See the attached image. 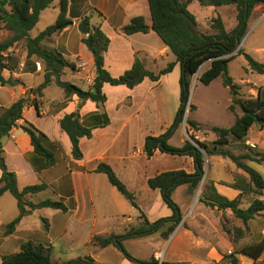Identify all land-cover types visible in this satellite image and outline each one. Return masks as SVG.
Instances as JSON below:
<instances>
[{
  "label": "trees",
  "instance_id": "1",
  "mask_svg": "<svg viewBox=\"0 0 264 264\" xmlns=\"http://www.w3.org/2000/svg\"><path fill=\"white\" fill-rule=\"evenodd\" d=\"M54 2L55 0H0V23H3L4 28L11 33V36L7 39L0 41V87L7 84L15 85L16 83L12 79H6L2 72L4 69L14 70L18 67L19 58L11 49L21 42L25 43L27 50L25 69H31L28 63L33 62L36 65V61H39L42 63L44 71V81L39 86L29 89L27 96L18 99L0 114V197L6 192L11 193L17 200L19 209L18 216L5 227L4 234L13 233L21 220L33 210L41 208L67 210L63 202L51 199L38 203L29 202L26 195L40 193L47 189V185L43 183L29 185L20 190L16 173L10 171L6 164L3 139L15 127H18V122L24 118L23 114L25 107L30 102V94L42 97L43 91L49 85L55 83L63 90L65 95L61 104L62 107H66L74 96H77L81 101L92 100L99 106H103L107 101V95L103 91L105 83L112 86L125 85L133 89L140 85L145 78L155 82L159 81L163 75L171 73L175 66L179 64L181 70L179 79L180 106L174 122L163 134L147 136L143 150L149 159L157 151L170 155L191 157L195 171L188 173L184 169L169 170L148 179L149 188L159 190L163 203L172 211L170 216L150 221L137 204L134 193L129 191L113 168L109 164L100 163L96 172L107 175L111 185L131 203L133 208L140 212L139 219L141 222L136 226H130L120 235H95L92 238V244L100 248L114 246L132 264H189L184 261H162L159 263L155 262L154 258L151 260L137 258L125 249L124 242L131 239L151 237L158 233H161L164 239L169 238L183 220V213L174 199V192L183 185H188L191 191L199 188L205 175L206 155L223 156L233 160L250 177L247 192L256 196H263L264 178L255 169L241 161L247 156L234 155L228 150L219 148V145L229 144L231 136L238 141H244L253 126H258L260 130L264 131V87L258 90L256 98L244 99L239 93L240 87L235 84L234 79L229 74V62L239 55H244L249 69L264 74V63L258 61L251 54L245 53L242 49L235 54L241 40L247 33L248 22L254 9L258 5L264 4V0H148L152 26L150 27L147 24L144 16H137L122 27L121 32L129 36L137 33L147 34L152 30L169 48L176 59L156 72L147 69L144 59L137 54L133 66L117 77L105 68V54L110 45V38L100 25L92 24L91 16H77L82 17L79 22V30L83 35L82 42L94 55L96 74L92 86L87 90L62 79L65 68L75 69V66L58 49L50 45L54 42L53 37L55 35L73 24L75 17L69 11V0H60V11L55 24L48 26L35 37L30 34L40 21L42 12L51 7ZM196 2L203 7L214 8L235 5L238 21L236 27L231 31H227L223 19L220 15H217L212 18V29L214 31L212 33L200 32L196 16L189 9V6ZM206 62H209V67L200 75L199 81L204 85H210L214 80L221 77L224 86L229 88L233 97L230 106L231 111H234L235 107L238 106L242 111V115L236 117L234 124L229 128H214L217 140L213 148H209L204 143L196 146L190 140H186L182 146H174L170 141L184 121L186 110H196V106L190 103L192 79ZM32 101L39 111L37 98ZM92 117L98 120L93 127H104L109 123L106 113L95 114ZM186 122L191 129L198 130L200 127L196 120L188 119ZM20 127L30 136L35 153L43 157L47 165L54 163L56 152L52 147L53 144H47L49 143L47 135L27 120ZM60 127L71 141L73 159L76 161L83 159L80 140L83 137L91 138L93 127H88L81 121L79 112L66 114L60 120ZM262 160H264V156ZM241 199V192L234 199H230L219 193L215 185L209 184L206 185L200 201L212 209L232 211L237 218L247 225L264 212V200L255 198L248 208H242L240 207ZM43 224L44 229L48 231L50 226L46 219H43ZM238 233L242 234L241 230H238ZM50 252L49 248L42 244L27 242L21 246L20 251L17 253L3 256L1 264H97L92 256H80L64 263H58L51 259ZM263 253L264 238L258 242L245 244L238 249H234L230 255V263L241 264V258L256 262L262 257Z\"/></svg>",
  "mask_w": 264,
  "mask_h": 264
},
{
  "label": "crops",
  "instance_id": "2",
  "mask_svg": "<svg viewBox=\"0 0 264 264\" xmlns=\"http://www.w3.org/2000/svg\"><path fill=\"white\" fill-rule=\"evenodd\" d=\"M80 2V6H84L85 9L82 12L83 14L90 15L92 10L98 13L100 21L98 20L99 24H96L100 25L110 38V45L105 54V68L113 76H120L129 70L133 66L137 54L144 59L147 69L156 72L168 63L175 61V56L163 41L160 42L155 38L156 36L159 38V36L154 31L150 30L147 34L137 33L129 36L121 32L122 27L126 25L125 22L128 24L132 18L137 16H144L147 24L150 27L152 26L148 0H80ZM54 4L55 2L52 6ZM72 6V0H69L70 12ZM221 7L225 8L224 14L226 17H234L237 20L235 5ZM211 8H213L216 15L221 16L226 28V19L217 10L219 7ZM258 8L260 7L254 9L250 19L255 16ZM81 18H74L73 24L55 35L53 37L54 42L50 45L58 49L75 66V69L65 68L62 79L87 90L92 86L87 82V78L94 81L96 74L94 55L82 42V33L79 38L80 44L77 45L70 32L73 27L79 29ZM237 23L238 21L226 30H233ZM107 27L112 31V34L107 31ZM0 32L5 35V39L11 36V33L4 28L3 23H0ZM31 36L35 37L32 34ZM11 51L18 56L19 64L14 70L4 69L2 72L6 79L16 81L15 85L7 84L0 87V109L2 112L21 97L27 96L29 89L36 88L44 81L41 62L36 61V67L31 65V69H25L27 50L24 42L15 45ZM80 60L85 61L87 64L86 69H80L78 66ZM38 62L41 64V69L37 67ZM178 67H180L179 64L175 66L171 73L163 75L157 82L145 78L140 85L133 89L125 85L112 86L105 83L103 91L107 95V101L103 106H99L92 100L81 101L77 96H74L66 107H61L59 103L64 101V93L54 101L49 100L47 97V90L54 85L57 86L55 83H52L43 91L42 97L30 94V102L25 107L24 118L18 122V127H15L3 139L6 164L10 171L16 173L20 190L29 185L42 183L47 185V189L40 193L26 195L29 202L38 203L50 199L45 197L47 191H49L54 195L51 200L63 202L67 210L52 208L33 210L21 220L13 233L5 235V227L18 216L19 209L17 204L6 198L9 192L4 193L0 197V264L2 257L7 255L9 248H21L27 242L50 246L52 252L56 250L59 252L75 251L86 247L90 249L87 256H92L95 261L94 254L100 249L101 254L112 253L115 264H132L124 256L113 252V249H116L114 246L100 248L92 245V238L95 235L123 234L126 228L131 226L127 221L133 218L132 215L125 213L119 207L122 204L118 194L119 191L111 185L107 175L96 172V169L100 163H106L113 168L115 173L117 167L121 168L123 172H129L132 164L141 160V158L132 155L133 159H128L119 151L131 148V152H133L136 145H139L137 148V150H140L139 155L142 152L143 156L146 157V162H151L152 158L161 153L157 151L152 158H147L143 150L144 142L147 136H159L171 126L170 123L167 128L166 125H162V131L156 134L150 129L154 121L157 120L161 124L162 119L166 117V108L169 104L167 82L169 77L178 70ZM83 71L86 72L85 79H83L86 86L73 81L75 77L83 74ZM250 71L252 70L250 69ZM177 77L180 79L179 75ZM35 98L39 101V111L32 103ZM72 112H79L81 121L88 127H93L98 122L97 119L95 120L92 117L95 114L106 113L109 118V123L106 126L93 127L91 138H81L80 147L83 152V159L79 161L73 159L71 141L60 127V120L66 114ZM48 118L51 119L50 125L43 122L44 119ZM25 120L34 124L47 135L48 145L53 144L56 160L51 165H47L46 160L35 153L30 136L21 129L20 125ZM180 157L184 162L188 158L192 159L188 156ZM192 163L191 169L184 167L182 164L169 170L184 169L188 173H193L195 171L193 159ZM169 170H156L151 175L146 173L141 180L148 186L147 181L150 177ZM216 187L219 193L229 197L228 193L230 192L227 191L229 189L221 188L218 184H216ZM152 191L159 192V190ZM161 199L160 194L159 206H161ZM43 219H46L49 223L50 228L48 231L44 229ZM247 264H254V262L247 261Z\"/></svg>",
  "mask_w": 264,
  "mask_h": 264
},
{
  "label": "rangeland",
  "instance_id": "3",
  "mask_svg": "<svg viewBox=\"0 0 264 264\" xmlns=\"http://www.w3.org/2000/svg\"><path fill=\"white\" fill-rule=\"evenodd\" d=\"M72 4V16L76 18L80 15L83 17L88 15L92 17L91 22L93 25L99 24L98 20L100 21V18L97 12L92 10L90 15H85V13H82L85 9L84 6H80V0H72ZM59 5V0H56L54 6L49 7L41 15L40 21L31 32L33 36L39 34L48 26L55 24L60 10ZM257 7L260 8L257 9L255 16L249 19L247 33L241 40L235 54L242 49L245 53L251 54L258 61L264 63V4ZM201 8L203 7L198 3L190 6V10L196 15L198 30L202 33H212L214 31L212 29V18L217 15L211 7ZM217 10L225 17L227 29L232 27L233 23H236L237 20L234 17H226L224 7H219ZM125 24L127 25L126 22ZM107 31L112 34V31L108 27ZM70 32L76 44H80L79 38L81 32L79 29L73 27ZM155 38L161 42V39L157 36ZM4 39L5 35L0 32V41ZM153 41L155 43V39ZM84 54L87 55L86 53ZM28 64L29 66L34 65L33 62ZM34 66L36 67V65ZM86 67L87 64L84 67H80V69H86ZM208 67L209 62H206L192 79L190 103L196 106V110H186L184 121L170 141L174 146H182L186 140H190L196 146L204 143L209 148H213L217 140L214 128H229L234 124L236 117L239 114L242 115V111L238 106L235 107L234 111H231L230 106L233 97L229 88L224 86L221 77L214 80L210 85H204L199 81L200 75ZM229 74L234 79L235 84L240 87L239 93L244 99L256 98L258 90L264 87V74L250 71L244 55H239L229 62ZM177 75L180 76V67L169 77L167 82L169 104L166 108V117L162 119L161 124L157 120L152 123L150 129L154 134L162 131V125H166V128L169 123L172 125L176 117L180 104V87ZM85 76L86 72L83 71V74L77 76L78 78L75 77L73 81L86 86V82L83 80ZM47 92V97L51 101L59 99L64 93L61 88L55 85L48 89ZM62 102L59 103V106H61ZM1 112L2 110L0 109ZM188 119L196 120L200 124L199 129H191L186 122ZM43 122L50 125L51 119H44ZM138 147L139 145H136L133 148V152H131V148L119 151L128 159H133L132 155H134L139 156L141 160L133 163L129 172H123L121 168L117 167L116 174L129 191L134 193L137 204L150 221L170 216L172 215V211L163 203L162 199L161 206H159L160 192L149 189L141 179H143L146 173L151 175L156 170L175 169L182 164L184 167L191 169L193 164L192 159L188 158L184 162L178 155L159 153L152 158L151 162H146V157L143 156V153L141 152L139 155ZM219 148L228 150L234 155L247 156L241 159V161L255 169L264 178V160H262L264 156V131L260 130L258 126L250 130L244 141H238L231 136L230 143L224 146L219 145ZM205 160V175L199 188L191 191L188 185H184L177 188L174 192V199L179 204L183 213V220L180 225L168 239H164L161 233H158L151 237L127 240L124 242V247L131 255L144 260L154 258L155 262L159 263L162 261H184L189 264H231L230 255L234 249H238L245 244L258 242L264 238V212L245 225L232 211L212 209L200 201L206 185L209 184L215 186L218 184L221 188L229 189L227 191L230 192L228 193L230 199H234L241 192L240 207L242 208H248L255 198L264 200V193L263 196H256L247 192L250 177L233 160L217 155H206ZM118 194L122 200V204L119 207L125 213L133 216L127 222L131 226L138 225L141 222L139 219L140 212L133 208L131 203L120 192ZM45 197L53 199L54 195L47 191ZM6 198L10 199L12 203L17 204L15 198L10 193L6 195ZM238 230H241L242 234H239ZM45 247L51 251V259L58 263H64L80 256L84 257V255L87 256L89 255L88 251H90L89 248L83 247L75 251L67 250L66 252H59L56 250L52 252L50 246ZM113 250V252L123 256L117 248ZM18 251H20V247L9 248L7 255L17 253ZM92 252L94 253L93 248ZM94 255L99 264H115L112 253L101 254L99 249ZM240 261L241 264H247L244 258H241ZM254 264H264V253Z\"/></svg>",
  "mask_w": 264,
  "mask_h": 264
},
{
  "label": "built area",
  "instance_id": "4",
  "mask_svg": "<svg viewBox=\"0 0 264 264\" xmlns=\"http://www.w3.org/2000/svg\"><path fill=\"white\" fill-rule=\"evenodd\" d=\"M86 65V63H85V61L84 60H80L79 62H78V66L79 67H84ZM37 67L39 68V69H41V64L38 62L37 63ZM87 82L88 83H90L91 85L93 84V80H91L90 78H87ZM252 146H254V145H252ZM139 152H140V150H138Z\"/></svg>",
  "mask_w": 264,
  "mask_h": 264
},
{
  "label": "water",
  "instance_id": "5",
  "mask_svg": "<svg viewBox=\"0 0 264 264\" xmlns=\"http://www.w3.org/2000/svg\"><path fill=\"white\" fill-rule=\"evenodd\" d=\"M202 66H203V65H202ZM202 66H201V67H202ZM201 67H200V68H201ZM199 70H200V69H199ZM94 91H95V89H94ZM190 98H191V94H190ZM185 115H186V114H185Z\"/></svg>",
  "mask_w": 264,
  "mask_h": 264
}]
</instances>
